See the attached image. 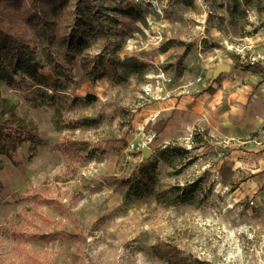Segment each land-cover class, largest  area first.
I'll return each mask as SVG.
<instances>
[{
    "label": "rangeland",
    "instance_id": "obj_1",
    "mask_svg": "<svg viewBox=\"0 0 264 264\" xmlns=\"http://www.w3.org/2000/svg\"><path fill=\"white\" fill-rule=\"evenodd\" d=\"M98 2L84 54L144 66L91 82L75 64L54 90L0 81L41 138L0 152V264H264V72L249 67L264 66V0ZM66 138L96 151L72 160Z\"/></svg>",
    "mask_w": 264,
    "mask_h": 264
},
{
    "label": "trees",
    "instance_id": "obj_2",
    "mask_svg": "<svg viewBox=\"0 0 264 264\" xmlns=\"http://www.w3.org/2000/svg\"><path fill=\"white\" fill-rule=\"evenodd\" d=\"M72 1L0 0V81H18L27 87L41 84L54 90L65 87V82L73 79L71 69L75 64L79 66L77 73L91 82L103 78L124 81L131 72L142 69L144 62L135 56L120 61L111 52L108 56L99 55L96 58L85 55L89 27H93L95 20L104 23L105 17L98 0H75V8L69 18L66 16L67 8ZM129 5L134 6L131 3ZM128 15L133 16V12ZM28 28L42 36L47 45L44 44L40 48L39 41L27 34ZM55 38L59 56L54 55L48 48ZM41 50H45L44 58L39 56ZM46 63L48 69L45 68ZM249 67L264 72V66L260 63L253 62ZM36 91L37 95L46 97L51 103L57 99L55 95L47 94L39 88ZM95 98L96 95L92 93L83 96V100L88 102ZM0 101V152L12 157L27 141L34 142L41 138L33 119L19 116L16 108L6 103L5 99L1 98ZM60 148L72 160L88 158L96 151L85 142L71 138H66ZM172 151L177 152L175 148ZM149 170L147 168L144 175H147ZM149 175L148 179L152 178V174ZM144 180L140 179L135 183L140 191L145 189V186L139 183ZM193 190V186L189 191L184 190L182 194L177 195V200L189 201ZM70 235L76 237L78 233H67V236ZM27 258L24 264H41L43 261L37 253H31Z\"/></svg>",
    "mask_w": 264,
    "mask_h": 264
},
{
    "label": "water",
    "instance_id": "obj_3",
    "mask_svg": "<svg viewBox=\"0 0 264 264\" xmlns=\"http://www.w3.org/2000/svg\"><path fill=\"white\" fill-rule=\"evenodd\" d=\"M229 69H230L229 64H225V63L219 64L215 70L214 78L218 77V75L221 74L223 71H226ZM144 154H146V155L150 154V150L147 147L144 148Z\"/></svg>",
    "mask_w": 264,
    "mask_h": 264
},
{
    "label": "built area",
    "instance_id": "obj_4",
    "mask_svg": "<svg viewBox=\"0 0 264 264\" xmlns=\"http://www.w3.org/2000/svg\"><path fill=\"white\" fill-rule=\"evenodd\" d=\"M155 135H156V134L154 133V136H155ZM251 203H254V201L252 200Z\"/></svg>",
    "mask_w": 264,
    "mask_h": 264
},
{
    "label": "crops",
    "instance_id": "obj_5",
    "mask_svg": "<svg viewBox=\"0 0 264 264\" xmlns=\"http://www.w3.org/2000/svg\"><path fill=\"white\" fill-rule=\"evenodd\" d=\"M213 126V125H212ZM223 129H225L224 127H223Z\"/></svg>",
    "mask_w": 264,
    "mask_h": 264
}]
</instances>
